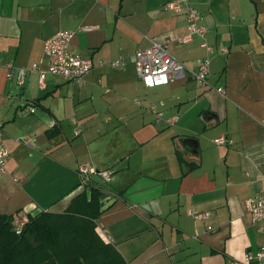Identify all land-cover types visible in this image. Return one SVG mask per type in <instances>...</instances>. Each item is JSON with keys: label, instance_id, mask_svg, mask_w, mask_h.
Here are the masks:
<instances>
[{"label": "crops", "instance_id": "obj_1", "mask_svg": "<svg viewBox=\"0 0 264 264\" xmlns=\"http://www.w3.org/2000/svg\"><path fill=\"white\" fill-rule=\"evenodd\" d=\"M167 1L0 0V143L9 151L0 215L64 211L84 191L76 169L86 163L112 172L96 228L126 264H247L245 254L263 239L245 201L264 193V0H186L208 27L213 52L197 37L170 43L169 52L192 70L208 57L207 86L187 77L148 88L136 74L134 51L187 32L185 14L161 10ZM59 30L73 33L69 53L93 62L82 83L57 76L39 83L43 43ZM118 58L120 66L109 64ZM21 68L27 72L18 85ZM140 86L145 101L159 100L151 105L163 119L176 117L172 125L156 123L151 105L156 126L147 125V109L136 101ZM37 108L51 120L37 117ZM67 109L78 118L77 138L62 133L60 114ZM119 117L140 119L138 128ZM221 135L231 144H214ZM22 136L30 145L18 141ZM176 149L197 161L185 174ZM91 181L99 186L102 179ZM188 212L209 216L193 219Z\"/></svg>", "mask_w": 264, "mask_h": 264}, {"label": "built area", "instance_id": "obj_2", "mask_svg": "<svg viewBox=\"0 0 264 264\" xmlns=\"http://www.w3.org/2000/svg\"><path fill=\"white\" fill-rule=\"evenodd\" d=\"M162 11L174 14H185L187 32L177 35L173 32L163 36L161 39H151L149 45L144 48H138L133 53V62L136 74L144 87H157L167 85L173 81L183 78H192L198 86L206 87L209 75L210 59L208 57L201 58L196 63V69L192 70L183 63L176 60L169 52V44L174 42L180 45L188 44L197 37L200 46L208 53L213 52V48L206 43L205 36L208 33V27L199 23L200 15L198 11L192 7L186 0H170L163 4ZM93 27H80L81 30H90ZM73 33L69 30H59L52 37L43 43V53L46 58L45 70L39 71V83L42 84L47 75L57 76L65 81L75 84L82 83L84 76L93 68L91 59H85L78 54L68 52ZM221 53H226L225 48L220 49ZM123 63L122 58L115 59L109 64L118 67ZM102 65V62H99ZM7 78L13 76L12 65L8 63ZM30 71H35L32 66ZM27 70L18 69L15 80L18 85H22L26 77ZM216 91L224 94V89L218 87ZM33 110V108H29ZM150 109L154 112V121L156 123L164 121L167 125H172L176 121V117L163 119V113L156 111V106L151 105ZM75 128L73 135L78 136L81 132L80 126L76 119H70ZM18 141L27 142V137L22 136ZM217 146H225L231 144L223 135L213 140ZM9 157V151L3 143H0V178L5 173V165ZM76 174L79 178L80 186H84L91 180L93 176L99 177L104 182L110 180L112 172L110 170H97L94 167L81 163L77 166ZM246 213L249 217L251 225L258 232L263 234V239L257 251L254 254L246 253L244 262L247 264H264V193H257L245 201ZM188 215L193 219H203L209 216V213H192ZM28 216L19 214L13 223L15 234H20L26 223ZM207 227V230H210Z\"/></svg>", "mask_w": 264, "mask_h": 264}, {"label": "trees", "instance_id": "obj_3", "mask_svg": "<svg viewBox=\"0 0 264 264\" xmlns=\"http://www.w3.org/2000/svg\"><path fill=\"white\" fill-rule=\"evenodd\" d=\"M175 156L181 174L197 165L195 159L184 158L177 149ZM106 194L105 187L90 180L64 211L27 215L20 234L13 229L19 213L14 217L0 215V264H126L96 228Z\"/></svg>", "mask_w": 264, "mask_h": 264}, {"label": "rangeland", "instance_id": "obj_4", "mask_svg": "<svg viewBox=\"0 0 264 264\" xmlns=\"http://www.w3.org/2000/svg\"><path fill=\"white\" fill-rule=\"evenodd\" d=\"M171 48H173V47H171ZM170 48V49H171ZM172 50V49H171ZM47 76H50V77H52L51 75H47ZM54 77H56V76H54ZM141 87V90H142V96L141 97H138L137 99H136V101H138L141 105H142V107H140L141 109H147L148 108V105H151L152 103H155V104H158L159 102V100L158 99H149V101H145L144 100V98H145V95H144V92L146 91V90H144L143 88H142V86H140ZM158 97V96H157ZM145 99H147V97L145 98ZM145 107V108H144ZM157 111V110H156ZM144 113H146V118L148 119V120H150L151 122H147V125L149 124V123H152V125H154V126H156L152 121H153V115L148 111V109H147V111L146 112H144ZM60 118H61V128H62V133H63V135H65V136H67L68 138H73L74 137V135H73V126L70 124V122H69V120L71 119V118H77L71 111L69 112V109H67V111H64V110H62L61 111V114H60ZM78 119V118H77ZM138 121H140V119H136V120H131V119H129V118H127V117H119L118 118V122L119 123H121V124H130V125H133L135 128H138ZM118 123V124H119ZM147 125H146V127H147ZM103 127L101 126V124L97 127V133L99 132L100 133V131H101V129H102ZM172 128V126H170V127H164V129H167L165 132H167L168 131V129H171ZM129 129H131V128H129ZM62 136V135H61ZM74 138H77V136L76 137H74ZM100 184H101V186H103V187H108L106 184V182H104V181H101L100 182ZM102 201V200H101ZM56 213H58V212H56ZM44 221H46V219H44L42 222H44Z\"/></svg>", "mask_w": 264, "mask_h": 264}, {"label": "water", "instance_id": "obj_5", "mask_svg": "<svg viewBox=\"0 0 264 264\" xmlns=\"http://www.w3.org/2000/svg\"><path fill=\"white\" fill-rule=\"evenodd\" d=\"M33 113L37 116V117H40L42 118L43 121H50V117L43 111V109L41 108H37L33 111ZM187 141L190 143V144H193L194 141L192 139H187Z\"/></svg>", "mask_w": 264, "mask_h": 264}]
</instances>
